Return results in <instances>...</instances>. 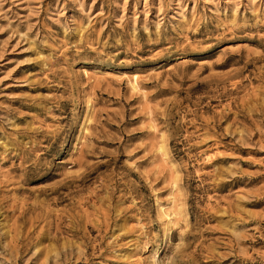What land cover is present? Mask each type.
Returning a JSON list of instances; mask_svg holds the SVG:
<instances>
[{
    "label": "rangeland",
    "instance_id": "1",
    "mask_svg": "<svg viewBox=\"0 0 264 264\" xmlns=\"http://www.w3.org/2000/svg\"><path fill=\"white\" fill-rule=\"evenodd\" d=\"M0 264H264V0H0Z\"/></svg>",
    "mask_w": 264,
    "mask_h": 264
},
{
    "label": "bare ground",
    "instance_id": "2",
    "mask_svg": "<svg viewBox=\"0 0 264 264\" xmlns=\"http://www.w3.org/2000/svg\"><path fill=\"white\" fill-rule=\"evenodd\" d=\"M135 85V84H134ZM133 85V86H134ZM132 86V85H131ZM133 89H134V87H133ZM164 217L167 219V222L169 223V224H172L173 223V220L176 218V213H172L171 214V217H170V214H168V213H165L164 214ZM166 221V220H165Z\"/></svg>",
    "mask_w": 264,
    "mask_h": 264
}]
</instances>
